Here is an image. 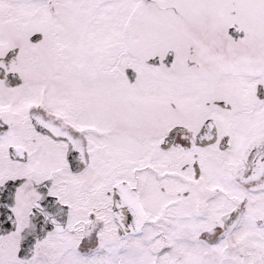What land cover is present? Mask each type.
<instances>
[{
    "label": "snow or ice",
    "instance_id": "1",
    "mask_svg": "<svg viewBox=\"0 0 264 264\" xmlns=\"http://www.w3.org/2000/svg\"><path fill=\"white\" fill-rule=\"evenodd\" d=\"M0 264H264V0H0Z\"/></svg>",
    "mask_w": 264,
    "mask_h": 264
}]
</instances>
